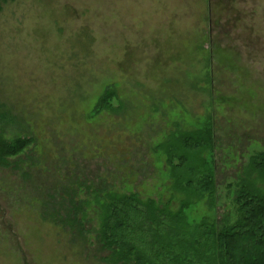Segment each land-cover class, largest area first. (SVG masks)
Here are the masks:
<instances>
[{"label":"rangeland","instance_id":"374dc122","mask_svg":"<svg viewBox=\"0 0 264 264\" xmlns=\"http://www.w3.org/2000/svg\"><path fill=\"white\" fill-rule=\"evenodd\" d=\"M0 105L31 140L0 166V264H106L93 192L177 212L182 133L211 131L215 182L187 223H232L264 153V0H0Z\"/></svg>","mask_w":264,"mask_h":264},{"label":"trees","instance_id":"16d2710c","mask_svg":"<svg viewBox=\"0 0 264 264\" xmlns=\"http://www.w3.org/2000/svg\"><path fill=\"white\" fill-rule=\"evenodd\" d=\"M6 3L12 0H1ZM106 94L101 104H108ZM0 105V124L8 120ZM210 130L182 133L165 154L172 167L173 189L185 195L172 212L135 195L93 192L99 209V243L109 254L106 264H264V153L254 155L234 191L236 220L218 225L205 219L192 227L183 210L191 198L215 195L214 174L203 157L212 145ZM31 145L27 138L7 141L0 134V166ZM178 161L173 165L172 161ZM195 173V174H194ZM197 174V175H196ZM193 175L197 179H193ZM77 210V209H76Z\"/></svg>","mask_w":264,"mask_h":264}]
</instances>
